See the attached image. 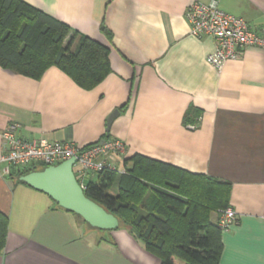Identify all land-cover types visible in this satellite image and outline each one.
<instances>
[{"label": "crops", "instance_id": "crops-1", "mask_svg": "<svg viewBox=\"0 0 264 264\" xmlns=\"http://www.w3.org/2000/svg\"><path fill=\"white\" fill-rule=\"evenodd\" d=\"M23 1L107 47L111 72L87 91L56 67L38 80L0 67V157L1 133L14 124L22 139L79 147L108 134L125 145L113 158L117 168L140 154L228 181L236 221L221 231L219 264H264V50L247 48L217 72L206 63L213 38L189 33L190 0ZM197 1H216L254 32L264 25V0ZM191 107L200 113L194 129L183 123ZM3 168L8 231L0 264H160L125 230L90 227Z\"/></svg>", "mask_w": 264, "mask_h": 264}, {"label": "trees", "instance_id": "trees-1", "mask_svg": "<svg viewBox=\"0 0 264 264\" xmlns=\"http://www.w3.org/2000/svg\"><path fill=\"white\" fill-rule=\"evenodd\" d=\"M101 31L110 39L104 26ZM0 67L34 80L56 67L87 91L111 72L107 47L78 37L67 25L23 0H0ZM199 114L189 108L184 125L195 124ZM123 164L124 174L102 170L95 173V181L87 179L83 190L116 217L115 230H125L160 264H219L223 245L218 213L229 206L230 182L140 154ZM46 167H11L7 178L28 186L19 177ZM213 215L217 220H212ZM7 231L8 216L0 211V253Z\"/></svg>", "mask_w": 264, "mask_h": 264}, {"label": "built area", "instance_id": "built-area-1", "mask_svg": "<svg viewBox=\"0 0 264 264\" xmlns=\"http://www.w3.org/2000/svg\"><path fill=\"white\" fill-rule=\"evenodd\" d=\"M185 18L191 36H207L215 41L214 48L206 56V63L220 72L228 61L239 60L245 49L250 47L264 50V25L258 32L252 31L245 20L222 11L216 1L207 4L190 0ZM16 125L9 124L1 133L2 172L9 174L11 167L33 164L51 166L64 160L75 159L73 172L80 186L85 189L89 176L102 170L117 171L113 158L124 154L125 145L116 139L79 147L72 142H49L44 139L26 140L17 136ZM194 129L195 124H189ZM125 170L119 173L124 174ZM236 221L235 211L228 206L218 213L217 225L226 231Z\"/></svg>", "mask_w": 264, "mask_h": 264}, {"label": "water", "instance_id": "water-1", "mask_svg": "<svg viewBox=\"0 0 264 264\" xmlns=\"http://www.w3.org/2000/svg\"><path fill=\"white\" fill-rule=\"evenodd\" d=\"M119 114L113 110L106 119V129ZM102 140L101 142H103ZM75 159L64 160L47 166L42 171H33L19 177V181L45 194L60 208L80 216L90 227L104 231L115 230L119 222L112 214L84 195L73 172Z\"/></svg>", "mask_w": 264, "mask_h": 264}, {"label": "rangeland", "instance_id": "rangeland-1", "mask_svg": "<svg viewBox=\"0 0 264 264\" xmlns=\"http://www.w3.org/2000/svg\"><path fill=\"white\" fill-rule=\"evenodd\" d=\"M122 170H123V166H121V167L119 166L117 171L118 172H121ZM88 179H90L92 181H95L96 180V175L95 174H92L91 176L88 177ZM113 190H115V189H113ZM212 219H214L213 216H212ZM176 263L177 264H181L178 261H176Z\"/></svg>", "mask_w": 264, "mask_h": 264}]
</instances>
